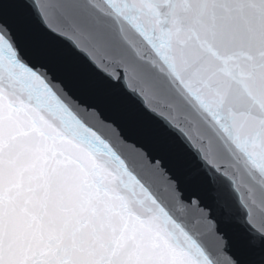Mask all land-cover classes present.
Listing matches in <instances>:
<instances>
[{
  "label": "water",
  "instance_id": "water-1",
  "mask_svg": "<svg viewBox=\"0 0 264 264\" xmlns=\"http://www.w3.org/2000/svg\"><path fill=\"white\" fill-rule=\"evenodd\" d=\"M0 264H264V0H0Z\"/></svg>",
  "mask_w": 264,
  "mask_h": 264
}]
</instances>
